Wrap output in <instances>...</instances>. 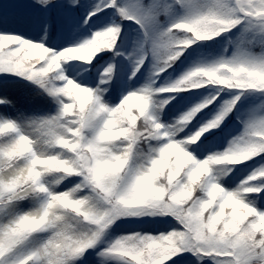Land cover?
I'll list each match as a JSON object with an SVG mask.
<instances>
[{"label":"snow or ice","instance_id":"1","mask_svg":"<svg viewBox=\"0 0 264 264\" xmlns=\"http://www.w3.org/2000/svg\"><path fill=\"white\" fill-rule=\"evenodd\" d=\"M0 264H264V0H0Z\"/></svg>","mask_w":264,"mask_h":264}]
</instances>
